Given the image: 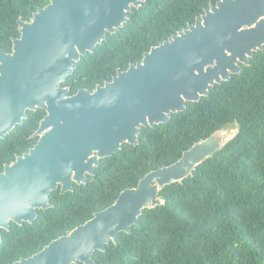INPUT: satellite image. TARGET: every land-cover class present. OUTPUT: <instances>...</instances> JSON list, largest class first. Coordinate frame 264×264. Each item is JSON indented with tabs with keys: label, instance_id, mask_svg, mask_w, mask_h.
I'll return each instance as SVG.
<instances>
[{
	"label": "water",
	"instance_id": "1",
	"mask_svg": "<svg viewBox=\"0 0 264 264\" xmlns=\"http://www.w3.org/2000/svg\"><path fill=\"white\" fill-rule=\"evenodd\" d=\"M145 0H50L31 20L18 18L12 50L0 49V138L43 108L28 151L0 172V243L11 222L32 223L50 195L87 183L101 159L137 145L143 127L170 120L188 101L249 65L264 47V0L211 1L194 23L144 52L127 69L93 90L69 94L62 86L81 56L114 33ZM223 127L195 142L169 165L147 172L136 187L121 191L113 204L53 239L40 251L12 264H95V251L130 232L145 208L163 204L160 190L182 182L236 134Z\"/></svg>",
	"mask_w": 264,
	"mask_h": 264
},
{
	"label": "trees",
	"instance_id": "2",
	"mask_svg": "<svg viewBox=\"0 0 264 264\" xmlns=\"http://www.w3.org/2000/svg\"><path fill=\"white\" fill-rule=\"evenodd\" d=\"M49 1L0 0V49L12 50L18 18L31 20ZM211 1L217 0L143 1L121 28L81 56L62 86L74 94L104 84L118 68L141 61L145 51L194 23ZM250 60L169 121L143 127L139 143H124L102 158L87 183H74L63 194L52 191V206L38 209L34 222L2 229L0 264L40 251L113 204L147 172L175 162L223 127H237V134L182 182L161 189L163 204L145 208L129 233L120 232L92 256L95 264H264V47ZM45 114L43 108L28 110L23 123L0 138V172L37 142L32 135Z\"/></svg>",
	"mask_w": 264,
	"mask_h": 264
},
{
	"label": "flooded vegetation",
	"instance_id": "3",
	"mask_svg": "<svg viewBox=\"0 0 264 264\" xmlns=\"http://www.w3.org/2000/svg\"><path fill=\"white\" fill-rule=\"evenodd\" d=\"M36 129H37V128H36ZM35 131H36V130H35ZM35 131H34V132H35ZM32 137H35L36 140L38 141V137H39V136H33V135H32ZM36 143H37V142H36ZM36 143H35V144H36ZM28 150H29V149H28Z\"/></svg>",
	"mask_w": 264,
	"mask_h": 264
}]
</instances>
